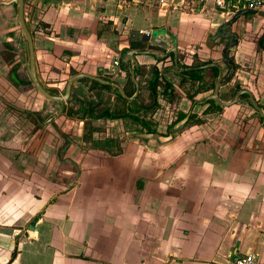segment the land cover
<instances>
[{
  "label": "crops",
  "instance_id": "crops-1",
  "mask_svg": "<svg viewBox=\"0 0 264 264\" xmlns=\"http://www.w3.org/2000/svg\"><path fill=\"white\" fill-rule=\"evenodd\" d=\"M14 1L0 0V264H234L248 251L257 256V264H264V126L255 139L249 132L244 134L242 123L238 125L234 118L244 112L243 101L209 113L205 112L207 105H198L203 115L187 121L180 129L185 128L187 135L175 153L169 152L173 136L163 140L161 154L131 143L120 155L113 151L105 157L86 155L78 159L72 149L75 146H68L67 157L79 168V176L71 180L69 187L52 180L49 173L45 176L41 169L44 154L39 155L42 148L33 155L21 153L29 144L39 147L42 140L57 147L54 126L70 133L74 123L83 122L84 127L87 115L73 105L70 110L77 114L69 116L72 103L55 102L59 105L48 112L51 115L47 123H40L44 100L53 101L35 89L33 94L25 91L32 84H28L26 70L21 72L24 63L14 57L10 60V43L21 33ZM72 1L47 0L39 15L45 25L42 32L46 33L36 32L37 36L32 37L39 82L50 93L60 95L57 92L64 91L69 79L77 74L100 79L105 78L103 75L115 76L130 94V61L122 59L125 50L121 43L114 46L100 39L95 26L82 27L89 23L66 22L60 26L61 9L67 14L66 6ZM73 2L68 12L96 16L97 6L114 10L116 0ZM38 3L41 6L42 0ZM24 12L28 20L32 7L26 5ZM32 19L36 22L35 17ZM150 26L140 31H152L147 30ZM81 28L84 31H78ZM71 30L79 33L77 38H69ZM182 34L179 36L183 39ZM175 43L177 47L176 40ZM142 57L160 62L149 55H135L139 69L142 63L138 59ZM114 59L123 61L116 71L112 67ZM256 71L257 77L244 71L240 76L236 73L229 84L251 91L264 110V65L258 64ZM191 82L197 83L181 75L179 87L170 82L173 93L164 92V81L158 90L162 87V96L169 104L175 102L178 93L185 114L191 109V100L199 104L198 97L202 96L201 92L194 94L186 89ZM76 83L71 88L73 99L82 100L98 88L92 84L89 90V81ZM208 92L210 89L204 93ZM28 95L31 98L26 101ZM245 104L260 120L251 104ZM196 108L192 107L193 114ZM212 118L215 121H210ZM90 133L84 139L92 137ZM129 139H122L121 146L127 145ZM152 140L155 139L147 141ZM235 141L238 143L233 148ZM133 153L136 155L131 156ZM125 159L130 163L126 165ZM110 160L114 165H123L114 172L106 170L111 167ZM45 189L49 196H44ZM25 194L33 203L28 215L22 208Z\"/></svg>",
  "mask_w": 264,
  "mask_h": 264
},
{
  "label": "rangeland",
  "instance_id": "rangeland-1",
  "mask_svg": "<svg viewBox=\"0 0 264 264\" xmlns=\"http://www.w3.org/2000/svg\"><path fill=\"white\" fill-rule=\"evenodd\" d=\"M46 1L47 0H44L43 2L42 0V5L40 6L38 0H32L28 5L32 7V12L27 21L28 28L30 32L32 31V37L37 36L36 32L43 33L42 30H45L42 26V22L39 20V15H41V13L44 11L43 8L45 6V3H47ZM73 1L71 5L75 3ZM179 2V0H175L172 5L170 4V2H167L166 5H159L156 0H138V2H133L132 0H116L114 4V10H106L107 7L97 6L96 16L89 12L81 15L75 10L68 12L67 10H69L71 6L69 5L66 6L67 14L64 13L63 8L61 9V12H63L61 15L62 21L59 20V24L61 26L65 25L66 22H70L69 24L73 25H82L83 23H89L86 26L84 24V26L82 27L88 29L95 26L98 32V37L100 39H106L109 43L111 41V44L114 46L115 44L117 45L118 43H121L124 46V50H141L142 46L136 44H129V34L131 31H140V28H148V26L151 25L149 27L150 29H147L152 30L151 32H159L160 30H164L163 34L159 35V39L163 42H166L167 45L171 46V44L175 40L177 41V57L178 63L180 65L190 66L212 61V63H218L223 68L222 76L223 78H225L228 75L229 71L226 73L227 69L220 61L219 52L222 46L216 45L217 47H214L216 43L213 42L212 39L209 41H207L206 39L208 34H214L216 29L227 20L228 15H222V13L213 10L211 6H207L206 8L201 6L200 8L191 9L190 6H187L186 0L183 6L179 7ZM88 4L89 3H87V6L89 7ZM119 6L121 7L120 9ZM257 15L244 14V17L238 20L237 23H234L231 28L235 31V35L238 40L235 42V39L232 38L229 39L227 42L224 41V45L226 43L228 45H231L235 42L234 46L231 49H227L229 57L233 58L234 64L236 65L234 73L235 75H233V78H235L236 73H238L237 76L244 74L243 71L246 74L248 73V75L250 76H255V74H257L256 66L258 64L264 65V44L263 46L258 45V34L261 31H264V18L262 17V19L260 18L261 15ZM33 17H35L36 22H33ZM78 31L82 32L84 30L83 28H81V30ZM226 31L229 32L228 29ZM20 32L21 33H19L18 39H15L12 43H10L12 51L9 54L10 60L13 61L14 57L16 58V60H19L20 63H24V69L22 68L23 71L20 67L21 72L24 73V70H26V66L29 60L26 40L22 34V31ZM73 32L74 30H71V34ZM47 33L50 32L48 31ZM179 33H183V39L179 36ZM78 34L79 33H73L71 35L72 37L69 38L75 39L77 38ZM195 35L198 36L196 39H193ZM138 60L140 63H142L140 69L142 72L139 75V78H137L139 79L140 83H142L139 86V93L137 96V100L140 104L149 105L151 103L147 82L151 76V71L153 67H158L156 68L160 71L163 80L166 78L176 87H179L180 76L173 73H167L168 71L164 70L165 67L172 68V60H170V58L160 61L158 63H155L152 58L147 57H142ZM203 76L204 80L203 82H201V84L191 82L190 85L186 88L189 92H194V94H198L199 92L202 93L201 98L198 97L199 104L196 105L197 108L194 111V114L197 117L203 115L201 114L203 112V108H200L199 106H202L204 97L206 95L211 94L212 92L211 88H209V85L211 84V82H213V79L210 77V73H205ZM103 77H108L112 79L114 78L117 80L115 76L103 75ZM162 81L160 83L161 86H163ZM229 83L232 82L230 81ZM229 83L221 89V94L224 99H229V95L235 89V83H233V85ZM25 89H27L25 91H32V94L36 93L32 86L27 87ZM209 89L210 92L205 94L204 92H206L207 90L209 91ZM62 91H60V93L57 92V94L61 95ZM158 92V107L154 110H149L147 112L141 110L140 106L137 105L135 102H123L119 97L112 94V92H109V90L100 91L97 88L94 89V91L88 95L89 99L91 97H96V99H100V102H95V105L98 106L99 109H108L111 110L112 113L116 114L128 113L129 115H132L138 119L145 120L148 123L149 127L154 131L155 140L147 141L148 139L140 138L138 135L144 134L146 131L140 129L139 124L137 122H134L130 118H124L119 121H108L105 119H101V121L97 122L95 120L91 121V119L88 117L89 115H85V118L87 120L84 121V127L83 122L79 125L78 123H74L75 125H72V132L70 133H64L59 128L54 126L55 135L53 137L57 140V147L54 146L52 143H45V140H42V145H40L39 147L34 146L33 144H29L27 148L22 150L21 153L25 155H33L36 154L40 148H42L40 151L41 154H38H44L41 168L43 173H45V176L49 173L51 176L50 178L52 180L56 181L58 184H64L63 186L66 185L65 187H69V185L71 184V180H74V177L79 176V168L75 164H72L70 162V156L67 157V147L69 146L70 148L71 145L75 146L72 149L75 148L74 153L78 156V159H81V157L85 158L86 155L91 158L105 157L104 155L110 154L113 151L114 153H117V155H120L123 153V149L126 150L127 148L131 147V143H138L140 145H138V147H140V149L142 147L144 151L161 154L163 138L165 139V137L171 135L173 136L175 141L170 143L169 152L175 153L179 149V142L180 144L183 143L184 141L182 140H184V137L187 135V133L183 131L185 128L182 131L178 129L176 130V132H173L170 128L177 121L179 116L181 114H184L183 110H181L180 108L181 103L183 104V100L178 96L177 93L175 96V102L173 104H169L167 102L168 100L162 96V87L160 88V90H158ZM18 93H21L20 89H18ZM29 97L31 98V96L29 95L25 97L26 101ZM35 100L33 103L37 104ZM44 101L45 102H43L44 104L42 105L41 110V113H43L44 115L42 116V118H40V123H42L43 125L47 123L46 121L51 115L49 114L50 111H53L51 110V108L56 109L57 105H59L55 102H48L46 100ZM242 103L246 112L244 110V112H240L237 116H235V122L238 125L242 123L241 130L244 132V134H247L249 132L252 135V138L255 139L264 125L262 126L263 123L256 118V114L249 106L245 104L246 102ZM25 104L26 103L24 102L23 105ZM32 107L34 108L36 106ZM73 107L74 106H70L69 110L73 109ZM71 111L73 110H70V112ZM185 111H187V109ZM211 111L214 110L211 109ZM70 112H68V115ZM210 121L215 120L212 118ZM77 125L79 126L78 132L74 130L77 129ZM90 128L93 129V131L91 132L92 137L89 135L88 137H85L87 139H84L85 134L90 133ZM115 133L116 135H118L117 138H115ZM126 137H129L131 139H129L127 145L121 146V142H123L122 139H125ZM158 137L160 140L158 139ZM136 139H138V142ZM21 140L23 139L21 138ZM240 140L241 139H239V141ZM236 141L233 145V148L237 146L238 142ZM238 149L239 148H237V150ZM133 155H136V153L131 154V156ZM125 161L126 165L130 163L128 159H125ZM112 163L113 161L110 160L111 167H106V170H111L112 172H114V169L119 170L123 165V163L121 166L114 165ZM66 172L68 173L67 175L65 174ZM67 180L68 182L65 183V181ZM20 186L21 188L23 187L21 184ZM25 187L27 188V186H24V188ZM43 192L45 193L44 196H49L48 189H45ZM32 206V200L28 197L27 194H25L24 199L22 200V208L26 215H28L26 212L29 213L31 211V209L33 208Z\"/></svg>",
  "mask_w": 264,
  "mask_h": 264
},
{
  "label": "water",
  "instance_id": "water-1",
  "mask_svg": "<svg viewBox=\"0 0 264 264\" xmlns=\"http://www.w3.org/2000/svg\"><path fill=\"white\" fill-rule=\"evenodd\" d=\"M13 3H16L17 5V19H18V23L20 26V29L22 31L23 36L25 37L26 40V44H27V50H28V64L26 66V73L27 76L29 78L30 83L32 84V86L34 87V89L45 99L49 100V101H53V102H58L60 104L65 103L66 101H72V96H71V88L73 86V84L78 81L79 79H86L89 82H96L100 85H105V86H110V87H114L118 90V93H120V95L122 97H124L125 99H133L137 93H138V89H139V85L135 79V69L137 68V63L135 61V55H150L153 56L155 58H159V59H164L167 58V56L169 55V53H173L174 57H173V62L174 65H177V47H176V43L175 41L173 42L171 47H168L167 44H165L163 41H161L159 39V35L163 34L164 30L161 31H154L151 33V35H147V34H143L138 30H134L130 32V38L131 41H137V42H141L144 44H149V45H154L160 48H163L166 51L165 54H159V53H155V52H150V51H139V50H127L124 54L122 59L124 61H130V78L131 81L135 87V94L133 95V97L131 98H127V96L124 94L123 89L120 88L118 85H116L113 82H109V81H105L103 79H100L98 77H93L90 75H85V74H77L75 76H72L68 83L65 86V89L63 91V93L61 95H54L52 93H49L44 87L43 85L39 82L38 78H37V74H36V67H35V55H34V45H33V39H32V35L31 32L28 28V23H27V15L24 12V4H25V0H15ZM244 14H257V11H242L240 13H237L234 15L232 21H234L237 17L244 15ZM133 36V37H132ZM211 67H217V65L215 64H209V65H205L203 67H200V69H206V68H211ZM218 68V67H217ZM221 78H222V72L221 69L218 68V76H217V81H216V86L214 88L213 94L211 97H209V100L214 101L217 105L219 106H231L233 104H235V102L237 101V99L239 98L240 95L245 94L248 96V101L251 104V106L255 109V111L257 112L258 116L261 117L262 119V123L264 125V110L257 104V102L255 101V99L253 98L252 94L248 91L245 90H241L238 93H236L235 95V99L230 102V103H222L219 101L218 99V90L221 84ZM231 80V76H229L227 78V81ZM78 89V88H77ZM188 120V116H186L184 119H182L181 121H179L178 123H176L173 126L174 131L178 130L179 128H181ZM141 138H147L151 139L153 136L151 134H139L138 135ZM171 139V137L169 136L167 139H163V140H168ZM34 225V222L32 223ZM33 229V226H30V230Z\"/></svg>",
  "mask_w": 264,
  "mask_h": 264
},
{
  "label": "flooded vegetation",
  "instance_id": "flooded-vegetation-1",
  "mask_svg": "<svg viewBox=\"0 0 264 264\" xmlns=\"http://www.w3.org/2000/svg\"><path fill=\"white\" fill-rule=\"evenodd\" d=\"M32 0H26L25 1V4H24V7L27 5H29V3L31 2ZM14 6L17 8V5H16V3H14ZM29 7V6H28ZM235 15V14H234ZM234 15H231V16H228V18H227V20L222 24V25H220L217 29H216V31L214 32V34L212 33V34H208V36H207V41H209V40H213V42H215L216 44H215V46L214 47H217L216 45H218V46H222V48L220 49V52H219V57H220V61H221V63L224 65V67H226V69H227V71H226V73L229 71V73H228V75L225 77V78H223V76H222V78H221V84H220V87H219V90H218V99H219V101L220 102H222V103H230V102H232L234 99H235V95H236V93H238L239 91H241V90H245V89H242L239 85H234L235 87V89L231 92V94L229 95V99H224L223 97H222V94H221V89L224 87V86H226V85H228V83L231 81H227V78L229 77V76H231V79L233 78V75H234V73H235V70H232V69H230L228 66H227V64H225V59H226V57H228L229 55H228V52H227V49H231L233 46H234V44H235V42L238 40V38L236 37V33H235V31L234 30H232L231 28H232V26H233V24L234 23H237V21L238 20H240L241 18H243L244 16L243 15H241V16H239V17H237L234 21H232V19H233V17H234ZM258 15H261V17L260 18H264V14H258ZM262 18V19H263ZM228 29L229 30V32H227L226 30ZM133 37V36H132ZM258 37H259V40H258V45L259 46H263V44H264V31H261L259 34H258ZM25 38V37H24ZM232 38H234L235 39V42H234V44L232 43L231 45H228L227 43L224 45V41H228L229 39H232ZM206 41V42H207ZM129 44L130 45H133V44H136V45H139V46H142V49L140 50L139 49V51H150V52H155V53H159V54H165L166 53V51L167 50H165V49H163V48H160V47H157V46H154V45H149V44H144V43H141V42H137V41H131V38H130V36H129ZM213 47V48H214ZM131 50H133V49H131ZM127 50H125L123 53H125ZM177 54H178V51H177ZM150 56V55H149ZM153 57V56H152ZM173 57H174V55H173V53H169V55L167 56V58H164V59H160L161 61H163V60H166V59H168V58H170V60H172V68L171 67H165V71H168L167 73H173V74H177V75H183V71L184 70H186V69H183V68H181V66H180V64L178 63V57H177V65L175 66L174 65V62H173ZM155 59V58H154ZM157 59V58H156ZM159 59V58H158ZM120 63L121 62H119V65L117 66V67H113V69L116 71L117 69H118V67L120 66ZM206 63H208V64H206V65H209V64H215V65H217V67L218 68H220L221 69V72H222V68L218 65V63H212V61H210V62H206ZM205 66V65H204ZM201 67H203V66H201ZM217 67H211V68H216V70H217V76H218V68ZM191 68V70H193V69H195V70H205V69H200V67H190ZM129 69H130V67H129ZM141 69V68H140ZM139 69V66H138V68L137 69H135V71L136 70H140ZM206 69H209V68H206ZM115 71H112V72H115ZM141 71V70H140ZM112 75H114L113 73H112ZM217 76H216V78L215 79H213V82H211V84H212V89H211V94L209 95L210 97L212 96V94H213V91H214V88H215V86H216V81H217ZM128 79H130L129 81H128ZM135 79H136V76H135ZM103 80H105V81H109V82H113V83H115L116 85H118L120 88H122L120 85H119V83H118V81L116 80V79H112V78H108V77H105V78H103ZM163 80V79H162ZM81 81V82H80ZM80 81H77V83L75 84V85H82V84H85L88 80H85V79H81ZM137 81V80H136ZM165 83L167 82V83H170V81L168 80V79H164L163 80ZM127 82L128 83H130V93H132V95L131 96H127L126 95V93H128V92H126L125 91V89L124 88H122L123 89V92H124V94L127 96V98H131V97H133V95L135 94V87H134V85H133V83H132V81H131V78H130V74H129V77L127 76ZM201 82H203V81H200V82H197V83H199V84H201ZM93 83H96V82H91V85H90V87H89V90H90V88H91V86H92V84ZM137 83H138V85L140 86L142 83H140V81L138 82L137 81ZM171 84V83H170ZM211 84L209 85V86H211ZM100 85V84H99ZM103 86H105V85H103ZM108 87V89H106V90H109V92H112V94H114V95H116L117 97H120L121 95H120V93H118V90L116 89V88H114V87H110V86H107ZM172 87H173V85H172ZM100 90V89H99ZM83 90H82V88H81V90H79V92H82ZM102 91V90H101ZM245 91H248V90H245ZM49 92V91H48ZM114 92V93H113ZM248 92H250L251 94H252V92L251 91H248ZM50 93V92H49ZM138 93H139V89H138ZM138 93H137V95L133 98V99H126L127 101H129V102H135L137 105H140V106H143V104H140L139 103V101L137 100V96H138ZM252 96H253V94H252ZM97 97H99V96H97ZM122 97V96H121ZM122 98H124V97H122ZM253 98L255 99V97L253 96ZM125 99V98H124ZM100 99H96V97H91L90 99L88 98V97H83V99L82 100H80L79 98H74L71 102L70 101H66V103H68V105H70L69 103H72L71 105L73 106V105H75V106H77V110L78 111H83V110H92V109H94L93 108V106H94V104H96L95 102H100L99 101ZM192 101H194L193 99L191 100V109L187 112V113H185L184 115H185V117L186 116H188V120L187 121H190V120H193V119H195V117H196V115L195 114H193L192 113V107H193V105H197V102L196 101H194L193 103H192ZM241 101H243V102H247V103H249V101H248V96L247 95H245V94H242V95H240L239 96V98L237 99V101L235 102V103H239V102H241ZM255 101H256V99H255ZM257 102V101H256ZM250 104V103H249ZM257 104L259 105V103L257 102ZM206 106L207 105V107H206V109H205V112H207V113H209V111L210 112H213V111H211V107L212 108H214V109H217L218 107L221 109V107H224V106H219V105H217L214 101H212V100H209V99H206V97L204 98V100H203V102H202V106ZM260 106V105H259ZM261 107V106H260ZM262 108V107H261ZM83 109V110H82ZM109 111H111V110H109ZM214 111H216V110H214ZM184 117V118H185ZM183 118V119H184ZM261 118V117H260ZM182 119H177V121L170 127L171 129H173V126L176 124V123H178L179 121H181ZM261 120V122H262V119H260ZM187 123V122H186ZM185 123V124H186ZM184 124V125H185ZM183 125V126H184ZM182 126V127H183ZM181 127V128H182ZM181 128H179V129H181ZM173 132H176V131H174V130H172ZM144 134H149V133H144ZM153 137H152V139L154 138L155 139V137H154V135H155V133H150ZM169 136H171V135H169ZM169 136H167V137H165L166 139L169 137ZM143 139V138H142ZM158 139H159V137H158ZM164 139V138H163ZM160 140V139H159ZM162 141V140H161Z\"/></svg>",
  "mask_w": 264,
  "mask_h": 264
},
{
  "label": "trees",
  "instance_id": "trees-1",
  "mask_svg": "<svg viewBox=\"0 0 264 264\" xmlns=\"http://www.w3.org/2000/svg\"><path fill=\"white\" fill-rule=\"evenodd\" d=\"M186 4H187V6H190L191 9H196V8H200L201 7V5H199V4H201V3H199V0H186ZM42 26L45 27V25H42ZM155 60L161 61L160 59H155ZM121 61H122V59H121ZM206 64H208V63L204 62V63L195 64V65H191V66L180 65L181 68L186 69V70L183 71V75L182 76H185L186 78L190 79L193 82H200V81L204 80V76L203 75L205 73H210V77L212 79H215L216 76H217L216 68H209V69H205V70H195V69L188 70L190 67H201V66H204ZM225 64H227V66L230 69H232V70L236 69V65L234 64V61H233L232 57H229V56L226 57ZM140 74H141L140 70H136L135 71V76L136 77H139ZM128 77H129V75H128ZM161 79H162V77H161L160 71L156 67H153V69L151 71V76H150V78H149V80L147 82L148 89H149V94H150L149 96L151 98V103L148 106H145V105L140 106V109L143 110L144 112L145 111H149V110H154V109H156L158 107V103H157L158 88L160 87ZM129 80L130 79H128V81ZM28 84L31 85L30 81L28 82ZM95 86H97L98 89H100V90L108 89L107 86L99 85L98 83H93L92 87L94 88ZM209 88L212 89V84H211V86H209ZM164 92L166 94H167V92L173 93L174 89L172 87V84L164 82ZM132 93H130V94L126 93V95L127 96H131ZM119 98L123 102H127V100L122 98L121 96ZM190 98H193V96H191ZM193 102L194 101H192V103ZM93 108L94 109H92V110H83V111H81V113L83 114V116L90 115V118H93V119H96V120L97 119L116 120V119L130 118L134 122H137L139 125H141L142 129L145 130L146 133H149V134L150 133H154V131L149 127L148 123L145 120L138 119V118H136V117H134L132 115H129L128 113H120V114L119 113L118 114L112 113L108 109H99V107L96 106L95 104H94ZM210 109H213V110H216V111H220L221 110L219 107L217 109H214V108L211 107ZM72 114L76 115L77 113L74 112V111H71L69 113V116H72ZM184 117H185V115L181 114L179 116V119H183ZM38 217H39V215L36 216V218H38Z\"/></svg>",
  "mask_w": 264,
  "mask_h": 264
},
{
  "label": "built area",
  "instance_id": "built-area-1",
  "mask_svg": "<svg viewBox=\"0 0 264 264\" xmlns=\"http://www.w3.org/2000/svg\"><path fill=\"white\" fill-rule=\"evenodd\" d=\"M159 5H166L170 2L172 5L175 0H156ZM179 7L183 6L185 0H179ZM199 5L206 8L211 6L213 10L222 13V15H234L242 11H257V13L264 11V0H199ZM143 34L151 35V31H140ZM119 60L112 61V67H117ZM234 264H257V256L252 252H246L237 257Z\"/></svg>",
  "mask_w": 264,
  "mask_h": 264
}]
</instances>
